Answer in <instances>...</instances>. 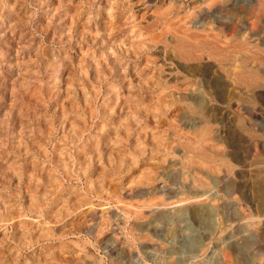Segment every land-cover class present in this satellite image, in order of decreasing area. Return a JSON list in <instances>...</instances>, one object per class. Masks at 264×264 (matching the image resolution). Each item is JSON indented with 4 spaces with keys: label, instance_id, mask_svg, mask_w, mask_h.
<instances>
[{
    "label": "rangeland",
    "instance_id": "obj_1",
    "mask_svg": "<svg viewBox=\"0 0 264 264\" xmlns=\"http://www.w3.org/2000/svg\"><path fill=\"white\" fill-rule=\"evenodd\" d=\"M181 1L0 0V264H264V17L186 59Z\"/></svg>",
    "mask_w": 264,
    "mask_h": 264
},
{
    "label": "bare ground",
    "instance_id": "obj_2",
    "mask_svg": "<svg viewBox=\"0 0 264 264\" xmlns=\"http://www.w3.org/2000/svg\"><path fill=\"white\" fill-rule=\"evenodd\" d=\"M172 1L175 2L176 0H172ZM238 1L240 3L241 2L247 3L248 1L251 2V0H185V1H183L185 4H184V6H181V10L182 11L185 10L186 11V15L181 17V18L177 16V18L179 19V23H180V25L178 26L179 27L178 29H176V27H175L176 23H173L171 28H173V30H176L177 33L179 32L180 36L185 37V39H186L185 41L188 42V43L180 44V46H179V50L181 51V54H182V56L184 58L193 59L192 52L195 51L194 49H196V51H199V46H200V51L208 49L209 51L212 52L213 56H215L216 54H218V55H221V54L223 55L224 54L223 51H225V50H221L220 46L222 44L226 45L227 43H226V41H224L222 39V32L225 30V28L229 29L230 21L226 20V19L228 18V15H231V14L233 15V13L236 11V9H237L236 6H238L236 4V2H238ZM240 5H242V4H240ZM190 6H193V11L191 13H190V10L192 8H190ZM240 9H241V7H240ZM249 9L251 10V13L255 15L256 20L260 22L263 19V17H264V0H256V2H252L250 7H249ZM164 13H166V12H164ZM178 13L179 12H177V14ZM195 19H198V20L194 21ZM199 20H202V21H199ZM161 21H162V18H161V20L159 22H161ZM198 21H199V23H198ZM187 23H194V24L197 23V25H196L197 27H199V26L203 27L202 25H204V26L208 25L209 26V28H208L209 32H207V33L203 32V34H202V33L196 32V31H191L190 28H188ZM165 25H166V23H163V25H162V27L160 29L161 33H163V34H161V37H165L163 35L167 34V32L164 30ZM253 28L254 27H252V29ZM184 29H187V30H185L187 32H184ZM168 32L170 33L172 31L168 30ZM189 38L192 40V41L190 40L191 42L188 41ZM248 38H250V37H248ZM207 44H209V46H207ZM229 44H231V42ZM230 47H231V45H230ZM220 76H221V74H220ZM231 76H232V81L234 83L244 85V86H246V88L248 90H252L253 88H256L258 86L260 80H261V77L263 78V76L260 77L259 73L256 70L248 69L247 65L244 64V63L237 64L236 67H235V70H233V74H231ZM216 86H218V85H216ZM260 97L262 99H264V95H261ZM250 116L254 117L252 113H251ZM203 131H204V129H203ZM7 138H8V136H7ZM194 150H196V149H194ZM201 156L205 160H209V159H211V157L213 155L209 154L204 149V150L201 151ZM209 167L212 170L216 169L214 166H209ZM229 171H231V170H229ZM217 182L219 183V181H217ZM263 185H264V182H263ZM262 198H264V190H263ZM214 202H215V200H214ZM215 205H216V202H215ZM187 211H191V213L193 214V216L195 217V219L197 221L203 222V223H206V221H207V224L208 225L210 224L208 222L210 220V215L205 213V212H203V209H201L200 205H198V206H195V205H189V206L186 205V206H184L183 205L182 207L176 209V211L174 213V216L183 217ZM263 231H264V227H263ZM244 232H245V236L250 238L251 236L254 235L255 231H253L252 228H248L247 230H244ZM243 248H244V246H240V245H236L235 244L230 249H231L233 254H236L238 256L241 253V250ZM188 253H190L189 250H188L187 254ZM157 256H158V258H161V259L163 258L162 254H159ZM187 257L188 258H185L184 260L188 261L189 264H193V260L195 259L196 256L195 255L191 256V254H190ZM182 261L183 260H181V262ZM199 263L200 262H197V264H199ZM204 263L201 262L200 264H204ZM205 264H220V263L215 258L214 261H206Z\"/></svg>",
    "mask_w": 264,
    "mask_h": 264
}]
</instances>
